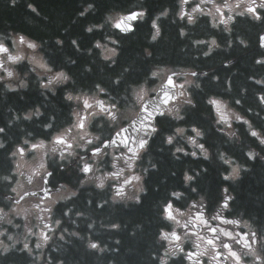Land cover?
<instances>
[{
	"label": "trees",
	"instance_id": "obj_1",
	"mask_svg": "<svg viewBox=\"0 0 264 264\" xmlns=\"http://www.w3.org/2000/svg\"><path fill=\"white\" fill-rule=\"evenodd\" d=\"M175 2L176 0H96L95 10H90L84 17H80L78 12L83 10L84 0H15L14 4L12 0H0V40L11 45L12 37H16L17 34L24 36L26 40L38 45L37 52L45 62L51 61L50 66L55 65L54 71L63 68L72 77L65 84L55 85L54 91L50 92L40 87L38 75L31 71L28 62L4 64L14 72L12 77L5 76V80L0 81V127L6 128V133L0 134V139L6 142L9 151L12 146L18 142L22 143L25 139L30 141L42 139L45 140V145L52 147L48 143L51 135L70 123L71 102L65 98V90L71 91L72 94L92 92L94 84L101 83L109 89L107 94H100L101 98L110 97L112 103L120 102L124 106L134 107L125 99L127 95L125 89L130 91L129 86L134 81L147 80L148 83H152L148 74L159 65L188 68L194 71H199L200 68L207 70L205 73H208V76L198 77L200 88H196L193 84L186 89V95L193 97L194 107L185 105L181 113L184 120L171 122V129L174 130L177 126L184 127L187 136L192 134V125L200 127L204 135L197 139L208 148L210 157L205 160L199 154L196 157L191 156L192 151L199 153V149L189 144L186 138L177 136L178 143L169 145L162 141L160 134H156L151 139L148 149L141 157L139 156L137 163L139 172L147 169V172L144 171L145 178L140 183L144 188V191L139 193L142 198L140 202L134 204L129 202L127 205L120 202L109 207H97L96 203L101 201L99 196L101 192L96 188L93 178L83 186H79L76 197L54 206V216H49L48 219L54 229L51 232L46 231L50 239L41 249H35L39 237L32 235L30 244L33 247V255L10 250L4 256H0V264H32L33 261L35 264H60V262L62 264H153L152 254L158 253L162 256L165 246V240L159 237L158 230L165 225L164 230L168 227L167 220L161 215V205L167 198H171L170 193L174 190L183 193L180 201L183 205L181 209L188 207L193 201H198L203 204L202 209L209 215L213 214L212 211H217L221 198L229 195L232 197L231 208L223 210L224 215H228L231 219L238 217L246 219L252 225L253 231L264 228V159L260 158L264 156V146L249 135L247 126L243 125L242 121L231 118L233 112L239 113L258 131H264V105H261L258 99L264 85L255 83L256 80L264 79V65L255 63L256 59L264 55L257 41V35L264 28V24L241 21L238 24L239 28L234 27L226 38L218 36L221 45L225 48H227L226 41L233 40L227 53L219 52L205 59L192 53L193 56L188 58L185 55L190 47L182 45L184 38L179 35L178 24H173L171 20ZM28 3H32L37 8L39 15L27 7ZM136 4L147 7L150 15H154L161 7H169V16L162 21L163 24H171L168 37H165L164 31V35L162 34L156 41H151L149 22L141 21L133 34L121 35L119 61L116 65L108 66L98 54L99 49H95L94 45L97 40L105 43L104 37L115 30L105 27L94 29L89 33L86 28L92 23H100L108 14L116 15ZM236 36L245 39L247 44L240 45L235 40ZM166 38V42L163 43L162 40ZM57 39L63 41L62 45L56 44ZM72 39L78 40L81 45L80 51L71 44ZM108 44L112 46L110 42ZM89 47H93L95 55L86 51ZM145 48L151 51L150 58L144 56ZM229 59H233V63L225 66L224 62ZM70 60L75 63H71ZM207 63H212V67L203 66ZM124 68L130 70L123 73V80L117 87L112 81L123 72ZM0 75H5L3 68H0ZM213 75L218 79L213 81L211 79ZM17 76L27 81L26 88L9 90L3 87L6 82L17 83ZM249 76L253 79L250 80ZM42 78L46 80L47 76ZM226 81L231 83L230 90ZM209 98L219 99L226 104V109H231L228 113L230 129L228 125L215 123L218 117L215 109L209 104ZM236 99L241 101L239 105L235 103ZM37 107L40 109L39 116L33 115L30 120L23 118L24 112ZM249 108L251 111H248ZM13 116H19L20 119L13 120L9 125L8 120ZM128 120L124 116L115 122L103 118L95 129L99 130L105 128L104 125L108 127L110 124V133L99 136L108 138ZM49 121L54 125L51 131L42 127L43 123ZM169 127V122L162 121V132ZM221 127L226 131H234L236 135L229 138L225 133L218 131ZM96 130L95 133L98 134ZM29 133L32 135L29 136ZM177 147H183L188 154L176 153L174 156L173 152ZM248 150H254L260 155L248 160L245 156ZM218 151L230 155L234 162L245 164L247 170L242 169V175L236 181L223 180L220 173L227 166L216 158ZM41 158L45 163L48 158L50 159L46 165L52 173L50 181L54 184L66 185L70 189L76 187L78 174L76 167L71 165L60 169L61 167L58 166L60 160L57 159L56 153L53 154L48 149L42 152ZM110 161L112 158L107 159V167L111 166ZM153 164L156 165L155 168L151 167ZM74 165L77 166V163ZM12 168L13 162L8 151L0 150V176L10 174L15 178L11 181L0 180V208H4L5 212L11 207L25 210V213L19 216L9 212L7 217L0 220V229H6L8 233L22 238L27 225L38 234L46 223L47 215L41 211L42 208L38 210L33 208V204L24 207L21 203L18 205L10 203L8 199V195H12L10 186L16 180ZM185 172L189 175L196 173L199 175L194 181L185 184ZM95 175L101 176V173ZM189 185L195 187L196 192H192ZM225 188L228 189L227 193L224 192ZM201 197H203L202 201ZM90 200L94 203L88 204ZM65 205L72 209L68 216L61 215ZM76 211L84 215L76 216ZM232 211L233 213L229 214ZM8 219L12 220V224L6 222ZM54 219H60V225H55ZM88 223H93L92 229L87 228ZM110 223H118L119 230L106 227ZM73 232H78L80 236L71 235ZM61 235L63 239L60 238ZM89 237L97 240L101 247L106 246L105 250L98 252L89 249L87 247ZM0 239L5 243H11L6 235ZM20 247L22 245L17 244V248Z\"/></svg>",
	"mask_w": 264,
	"mask_h": 264
},
{
	"label": "snow or ice",
	"instance_id": "obj_2",
	"mask_svg": "<svg viewBox=\"0 0 264 264\" xmlns=\"http://www.w3.org/2000/svg\"><path fill=\"white\" fill-rule=\"evenodd\" d=\"M12 3H15V0H12ZM190 0H177V9L173 13L174 16L179 17L181 20H186L187 25H194L198 22V19L201 16L207 17L209 19H206L205 23L210 22L212 28H219L220 25H223L222 31L231 33L232 32V25L238 17H244L247 16L251 20L255 22H260L264 24V0H223L222 3H216V0H199V2H196V0H191L190 11H186V7L189 6ZM204 5H210V7L205 11ZM27 7L33 12L39 15L37 8L32 4L28 3ZM96 7V0H84V3L82 4V11L78 12V16L84 17L86 13H88L90 10H95ZM223 9H227V13L223 11ZM238 9V11H237ZM170 13V9L168 7H161L160 10H158L154 15H150L147 7H145L142 4H136L132 8H129L125 11H122L116 15L108 14L104 17V19L100 23H92L88 26L87 32L92 33L94 29H102L105 27H110L115 29L116 31L112 34L106 35L104 37L105 43H101L99 40L95 42L94 48L99 49V55L103 57V60L108 64V66L116 65L119 61V52H120V43H121V35H131L133 34L141 21L147 20L150 22V38L152 41H156L161 35H162V28H163V19L167 18ZM179 35L181 37L186 35V28L185 26H181L179 28ZM115 36L116 38H113ZM12 46L15 47L17 44V41H19L21 44L27 43L28 48L30 49H36L38 45L33 41H26L25 37L22 35L17 34L16 37H12ZM235 40L239 42L240 45H246L247 41L240 36H236ZM110 41L111 47H109L108 42ZM259 45L261 48H264V32L260 33L258 36ZM71 44L76 48L77 51L81 50V45L78 42L77 39H72ZM63 41L60 39L56 40L57 45H62ZM194 46H203L201 47V52L203 56L208 57L210 54L214 53L216 49H219L221 47V44L217 42V38L215 36H210L209 39H197L192 41ZM233 43V40L229 39L226 41V46L230 47ZM206 48V50H205ZM86 51L90 54H96L94 52L93 47H89L86 49ZM0 54H7V60L9 61H20L23 59V57L19 55H12L9 52V46L6 45V43L3 40H0ZM152 53L149 51V49H144V56L145 57H151ZM29 64L32 65L31 71L37 72V70H41L38 73L37 80L39 81V85L43 89H47L48 91L52 92L54 91L55 85H62L65 84L66 81H69L72 79L64 70L63 68H60V70L54 71L53 68L55 65H51V61L45 62L43 57L37 58L36 56H29L28 57ZM71 63H75V61H71ZM230 63V61L228 62ZM256 64L264 65V55H261L259 59L255 60ZM0 68H3V71L5 75H0V81L5 80V76L11 77L13 76V72L9 71L7 67L4 65V61L0 59ZM91 70V69H89ZM129 68H124L123 72L120 75H117L115 80L112 81V84L115 86H119V84L123 80V73L129 72ZM27 75V72L25 73ZM152 78H160L163 76L164 78V85L165 86H172L175 88V92L170 94L167 87H165L164 91V99L162 103L164 105H167V107H161V104H154L151 110L146 106L147 101L145 100V97L148 94V89L146 87V84L148 83L147 80L143 82H136L134 81L132 85H130V91L129 89H125L127 95L125 99L127 101H130L133 106L138 107V115L139 113H146V119L151 118V123L145 125L150 130V133L153 135V137L156 134H160L162 137V141L166 144H174L178 143L176 140L177 136H180L182 138H186L187 142L191 145H193L195 148L199 149V153L196 151H192L190 154L193 157H196L198 154L200 156H203L205 160H208L209 157V150L205 147V144L198 142V137H202L204 135V132L201 130L200 127L196 125L191 126V133L190 135L185 136V128L184 127H175L174 130L171 129V122L174 121H183L184 116L181 114L184 106H193V97L191 95H186V85H195L196 88H200L201 84L198 80V77H206L208 76V73L202 72V71H193L189 70L186 72L181 73H175L172 72L171 69L168 68H161L159 65L155 66L148 74ZM182 75L184 76V81L179 85V87H176V83L174 80V77ZM43 76H47V79H43ZM211 79L213 81L217 80L218 78L213 75L211 76ZM249 79H253V77L249 76ZM17 83H11L6 82L4 83L3 87L9 90L17 89V88H26L28 86V83L25 79L20 78L17 76ZM228 84V89H231V83L225 82ZM256 84L264 85V79L256 80ZM109 89L105 86H102L101 83H95L94 84V92L91 96L87 95L86 93H80L78 92L76 95H73L71 91L65 90L64 95L65 98L68 101H74L78 104V111L73 112V116L75 117L73 123H71L66 129H61L60 131L55 132L51 140L48 141L52 145L50 151L51 153L55 154L57 151L59 152V167L65 168L64 161L69 160L70 157L73 154V144L71 140L68 138L69 134L72 132V129L75 128L80 131V140L83 141V143L76 144L75 147H85L90 146L91 152L93 154V157H99L102 154V151L106 150V146L110 143H115L114 138H102V137H93L90 133L86 131L88 122L90 119L94 116H98L101 113L104 114L105 118L108 120H111L115 122L118 119V112L120 109L118 108V105L116 103H112L109 101L108 104H105L102 100L96 99V96L100 93L107 94ZM259 103L261 105H264V89L261 90V94L258 97ZM169 101H174V103H169ZM235 103L239 105L241 101L239 99L235 100ZM209 104L212 105V107L215 109V113L218 117V119L215 121L217 124H225L228 125V128H231V125L229 124L230 116L229 112H231V109H226V104L216 98H209ZM95 106V107H94ZM96 109H99L97 111ZM248 111H251V108L248 109ZM81 112L85 113L84 115H81ZM33 115L39 116L40 115V109L34 108L30 109L27 112L23 113V118L25 120H30ZM259 115V114H257ZM236 121H242L243 125L247 126L248 133L251 137H254L261 146H264V131H258L250 122L248 119H246L243 115L239 113H232V117ZM20 119L19 116H13L11 119L8 120V124L11 125L13 120ZM54 119V117L52 118ZM162 121L169 122V129L165 131H161V124ZM143 123V121H142ZM42 127L45 129H49L50 131L53 129L54 125L51 121L45 122L42 124ZM119 131H123V129H120ZM218 131L225 133L226 136L229 138L236 135L234 131H226L225 128L221 127L218 129ZM6 133L5 127H0V134ZM119 132H117V135ZM29 136L32 134L29 133ZM97 141V143H93V141ZM148 141L145 139H140L138 143V148L143 149L147 145ZM45 147V140H37L36 142H31L30 140H23L22 143H17L14 146H12L11 150L9 151L8 146L6 145V142L2 139H0V150L8 151V155L12 158V161L15 163V168H12V172H18L21 167H23V164L21 161L23 160L24 156L27 153L28 149L40 151L43 150ZM129 152L132 153L131 156L126 157V167L128 169L133 168L132 161H135L139 158V152L137 149L129 148ZM176 153H185L187 155L188 153L185 152V149L183 147H177L175 151L173 152V155L175 156ZM260 154L255 152L254 150H248L245 152V156L248 160H253ZM179 158V157H177ZM219 161L223 163V165H226V168H223L221 171V176L223 177L224 181H236L241 175H242V169L247 170L245 167V164L234 162L233 158L230 155H226L225 152H217V157ZM261 159H264V156H260ZM82 159V158H81ZM113 167H115V159L112 161ZM151 167L155 168L156 165L153 164ZM78 168V174H77V183L76 187H74L71 190H68L66 194L61 195L58 197L59 200L62 201H69L70 198L76 197L77 191L79 189V186H83L87 181L93 180L95 182V186L98 189H103L105 186V179L109 176H117L123 173L124 169H120L118 172H105L103 176H96L93 170V165L87 162L82 163L81 165H77ZM38 169H42L43 172L41 173L38 171ZM33 172H35L37 175L40 176V178L45 182H50V177L52 176L51 172L47 171V168L45 167V161L43 158H41L40 163L36 166V168L32 169ZM145 172H147V169H145ZM89 173H93V175H88ZM225 173H227L225 175ZM199 175V173H196L195 175H189L188 172L184 173V183L189 184V182H192L195 180L196 176ZM82 177V178H81ZM15 179L12 175L7 174L0 176V180L2 181H11ZM29 180H31V176L28 177ZM135 179L137 181L141 180V177L139 175H130L127 179H125L124 183L127 184L130 180ZM17 186H19V181H16V186H10V191L17 192ZM66 185H61L57 191H61L65 189ZM189 187H191L189 185ZM123 185H121V190H117L113 194V201H115L117 198L125 199L124 192H123ZM195 187H191L192 192H196ZM144 188L143 186L137 187V194L131 197V199H134L137 202L141 201V196L139 195L140 192H143ZM228 189L225 188L224 192L227 193ZM47 191L45 190V195H47ZM28 193L25 192L24 196H27ZM171 198H167L161 205L162 213L161 215L166 217L169 221H174L177 225H179V220H177V216L174 214L173 209L176 205H179V207H175V212L177 214L183 215V213H180V207H183L182 204H180V201L183 197V193L180 191H172L170 193ZM174 198V199H172ZM10 200V203L13 205H18V200ZM232 197L229 195H224L221 200L219 201L218 208L216 213L212 216L213 220H223L226 224L233 225V226H239L243 224L244 227L248 228L249 230L247 232H237L234 234L232 232H228L224 230L223 228L220 229V232L229 238H234L235 243L241 245V248L243 249L241 252H237L233 250V247L231 244L227 242L221 241L220 245L216 243V241L219 239L218 236H212V237H201L199 235L196 236L197 241H203V247L201 243L194 242L193 246L197 249L196 252L191 251L190 249L186 251L185 247H182L180 241L182 239L181 235H178L177 231L175 229L171 230L170 232L165 231L164 227H161L159 231V237L165 241L168 242V247L164 248V255L160 256L158 253H153V264H176L175 260H172L173 257H179L180 258V264H183L185 260L192 261L193 264H202V262L198 259L199 256H203L209 251V246L211 248V261H209V264H212V261H215V264H221V261L219 258L221 256H224L225 259H230L232 264H264V255L258 254L256 251V248L253 247L254 245H260L261 247H264V228H261L259 231H253L251 229V226L248 221H244L241 218H235L228 220L224 215L221 213L225 209L231 208L230 201ZM203 200V197H201V201ZM89 204H93V201H89ZM101 203H107V201H100L96 203V206L99 207ZM40 205H33V208H39ZM189 209H199L203 207V204L198 201H193L191 204L188 205ZM44 213H46L49 216H54V211L51 206L44 207L41 209ZM72 209H70L67 205H65L61 210L62 216H68L71 213ZM9 212H14L16 215H22L25 213V210L19 209L17 207H11L8 209V212H5L4 208H0V220H3L5 217L8 216ZM231 214V212L229 213ZM76 216H82L84 215L80 211L75 212ZM39 219V217H38ZM196 219H198L202 224H207L208 221L204 219V213L197 210L196 212ZM8 224H12V220L8 219L6 221ZM61 220L60 219H54L55 225H60ZM75 223V221H73ZM188 225L185 224L184 227H187ZM14 227H18V225H14ZM106 227L114 230H119V224L118 223H110L106 225ZM44 228L48 229L49 225L44 224ZM88 229L93 228V223L87 224ZM26 232L23 234L22 239L20 237H16L14 235H10L7 231L6 232H0V237L7 236L8 241H12V243L5 244L3 240H0V256H4L6 253H8L10 250H15L21 253H27L28 255H33V247L30 244V237L32 235H38V240L35 243V249L39 250L42 248V246L47 243L50 239V236L47 235L45 232L40 233H34L32 227H29L25 225ZM191 231V229H189ZM64 231H67V229H64ZM217 229L215 227H208L207 232L210 233H216ZM71 235L74 236H80L78 232H73ZM187 236V234H185ZM63 239V235L60 237ZM83 239V237H80ZM242 242V243H241ZM119 243V241H117ZM17 244H21L22 247L17 248ZM222 247L225 252L217 251V247ZM87 247L91 250H96L98 252H103L105 250V247H101L100 243L97 240H94L93 238L89 237L87 241ZM38 255V253H37ZM252 257V260H245V257ZM32 264H35V261L32 262ZM62 264V262H60Z\"/></svg>",
	"mask_w": 264,
	"mask_h": 264
},
{
	"label": "flooded vegetation",
	"instance_id": "obj_3",
	"mask_svg": "<svg viewBox=\"0 0 264 264\" xmlns=\"http://www.w3.org/2000/svg\"><path fill=\"white\" fill-rule=\"evenodd\" d=\"M196 2H198L196 0ZM190 5H191V0H190V3H189V8H190ZM178 7V6H177ZM176 7V9H177ZM210 7V5H206L205 6V9L207 10L208 8ZM169 8V7H168ZM176 9L174 11H176ZM206 19H209L207 17H204V16H201L199 19H198V22L194 25H187V22H182L181 21V26H185L186 28V39L184 41H182V45L183 46H189V47H193L195 48L193 53H195V55H203L202 52H201V47L203 46H194L192 41L193 40H197V39H204V40H207L209 39L210 36H215L216 38L218 37V31H217V28H212L211 27V23L208 22V23H205ZM237 19H243V17H238ZM149 25H150V22H149ZM232 27H236V28H239V25L236 24V22H234L232 25ZM164 29V30H163ZM171 29V24H168V23H164L163 24V28H162V34L164 35V31H165V37H168V32L169 30ZM259 35V34H258ZM258 35H257V38H258ZM167 38L165 40H162L163 43L166 42ZM206 50V48H205ZM150 51V50H149ZM219 53L218 52V49L215 50L214 53L210 54L209 56H214L215 54ZM202 59H205V58H202ZM84 148H81L80 149V153L79 155H75V158H79L77 159V162L78 164L77 165H81L82 164V159H81V156H83V152H84ZM90 149V148H89ZM89 149L87 151H89ZM112 151H108V152H105L102 151V154H101V160H102V164L103 166H105L104 162L105 160H107L108 158H116V156L118 157L119 155L116 153H113V149L115 148H110ZM79 151V149H77V152ZM120 152H125V151H120ZM125 153H128V152H125ZM128 154H132L131 152L128 153ZM91 164V163H90ZM71 165H67V167H70ZM77 168V166H76ZM62 169V168H60ZM129 172L134 174V175H138L137 174V171H136V168L135 166L133 165V168L132 169H129ZM123 173L125 174V170L123 171ZM111 182L112 184L109 185V186H104L103 189H100L102 191L101 194H99V196L101 197V201H107V203H101L99 207L101 206H107V205H113L115 203H118L119 200H121L120 198H117L115 201H113L112 197H113V194L117 191V190H121V188L118 187V185L115 183V181L112 179V178H106L105 179V182ZM28 185L24 184V188H31L33 187V182L29 181L27 182ZM26 185V186H25ZM53 186L50 182H49V186ZM50 186V187H51ZM137 186H138V181H137V184L135 186H129V184H125L124 187H123V192H124V196L125 198H127V192H130V193H136V190H137ZM53 187H56V186H53ZM52 187V188H53ZM13 195V193H12ZM14 198H16V196L13 195ZM131 197H133L132 195H130L129 199H131ZM8 198H9V195H8ZM11 200H14L13 198H11ZM49 200V199H45V200H40V199H34L31 201V204L33 205H40L39 208H44V207H49L52 203L56 202H50L48 205H45V202ZM21 203L22 206H26L27 204H25L24 202H19ZM89 204V203H88ZM134 204V202H133ZM125 205H127V201H125ZM36 210H38V208H35ZM196 210L192 209V210H186V209H181L180 210V213H184L182 215L183 217V221L180 223L179 227L176 228L179 230V232L181 233V237H182V233L184 234H190L191 236L194 237V240L193 241H189L186 239V236H184V239H182L180 241V243L183 241V240H187L186 244H185V249L186 251L187 250H191L193 252H196L197 249L193 246L194 242H199L201 243L202 247H203V241H197L196 240V236L199 235L201 237H204V236H207V237H212V236H218L219 239L216 241V243L218 245H220L221 241L223 242H227L229 244L232 245L233 247V250L237 251V252H241L243 249L241 248V245L239 244H236L235 243V240L234 238H229V237H226L224 236L221 232H220V229L223 228L224 230L228 231V232H232L234 234V237H235V233L237 232H247L248 229L246 227L243 226V224L237 226V229L236 230H233V225H228L226 224L223 220H213L212 219V216L216 213V211H212L213 215H211V218L210 219H207L206 216H205V213L204 211H201L204 213V219L206 221H208L207 224H202L198 219H196ZM233 213V211L231 212ZM175 214V213H174ZM222 215L223 212L221 213ZM47 215V214H46ZM226 217V219L228 220H231V218L228 216V215H224ZM47 217H49V215H47ZM239 218V217H238ZM168 220V219H167ZM244 221H246V219H242ZM187 224L188 226L187 227H184V225ZM208 227H215L217 229L216 233H210V232H207V228ZM53 227L49 226L48 229L46 230H52ZM172 229L171 225L169 227L166 228V231L170 232ZM191 229V231L189 230ZM242 243V242H241ZM182 245V244H181ZM167 246H168V243H167ZM183 247V246H182ZM253 247L257 248L256 251L258 254H262L264 255V247H257V245H254ZM217 251H221V252H225L226 250H224L222 247H217L216 249ZM209 251H210V246H209ZM208 251V252H209ZM208 253H206L205 255L203 256H199L198 259L201 261L203 260L206 256H207ZM163 256V254H162ZM172 260H175L176 261V264H180V258L179 257H173ZM219 260L221 261V264H232L231 260L230 259H225L224 256H221L219 258ZM245 260H252V257L248 256V257H245ZM208 261V259H207ZM183 264H192L191 261H187L185 260L183 262ZM212 264H215V261H212Z\"/></svg>",
	"mask_w": 264,
	"mask_h": 264
},
{
	"label": "rangeland",
	"instance_id": "obj_4",
	"mask_svg": "<svg viewBox=\"0 0 264 264\" xmlns=\"http://www.w3.org/2000/svg\"><path fill=\"white\" fill-rule=\"evenodd\" d=\"M220 1H223V0H220ZM198 2H199V0H198ZM229 2H231V0H229ZM216 3H218L219 4V2H216ZM205 6L206 5H204V8H205ZM206 10V9H205ZM223 11L225 12V13H227V9H223ZM237 11H238V9H237ZM26 41H28V40H26ZM110 42V41H109ZM11 45H8L9 46V52H10V54H12V55H19V56H21V57H23V59L22 60H20V61H26V62H28L29 63V61H28V57L29 56H36L37 58H40V57H42L38 52H37V50L36 49H30V48H28V46H27V43H23V44H21L19 41H17V44H16V46L15 47H13L12 46V40H11ZM110 47V46H109ZM194 49L195 48H188L187 49V54L185 55V56H187L188 58H191L192 56H193V51H194ZM0 58L5 62L6 60H7V54H0ZM194 59H195V56H194ZM9 61V60H8ZM20 61H9V62H11L12 64H16V63H18V62H20ZM209 65H210V63H207V64H204L203 66H205V67H209ZM31 66V68H32V65H30ZM41 70H37V72H34L35 74H37L38 75V73L40 72ZM160 81L163 79V76H161L160 78ZM183 79H181V80H179V82L180 83H183ZM155 85H156V83L154 82L153 83V85H147L146 87H147V89H148V94H147V96L153 91V89L155 88ZM93 92L94 91H92V92H87L86 94L87 95H89V96H91L92 94H93ZM101 94V93H100ZM100 94H98L97 96H96V99H101V96H100ZM146 96V97H147ZM145 97V98H146ZM106 104V103H105ZM116 104L118 105V108H121V107H124V104L122 103V104H120V102H116ZM95 107V106H94ZM79 110V108H78V104L76 103V102H74V101H71V111H70V123L68 124V125H66L63 129H66L71 123H73V121H74V119H75V117L73 116V112H75V111H78ZM97 111H99V109H96ZM85 113H83V112H81V115H84ZM102 114L103 113H101L100 115H98V116H94V117H92L91 119H90V121L88 122V125H87V128H86V131L88 132V133H90L91 134V136H93V137H96L95 136V133H94V131L96 130L95 128L99 125V122H100V120L98 121H96V123H95V126H94V128L93 127H90L91 126V124H92V122H93V120H96V119H98L99 117H102ZM133 114H135V109L134 108H131V109H129V110H127L126 111V113H125V117L128 119V118H130ZM134 116V115H133ZM121 116L118 114V119L120 118ZM111 125L109 124L108 125V127L107 126H105L104 125V127L105 128H100L99 130H96V131H98V134H99V136H106V135H108L109 133H110V131H111V129H109V127H110ZM95 129V130H94ZM113 133V132H112ZM111 133V134H112ZM80 131L79 130H77V129H75V128H73L72 129V132L69 134V139L71 140V142H72V144H73V154H72V156L70 157L71 159H73V158H75V155H79V153H80V149H81V147H75V145L76 144H80V143H83V141H81L80 140ZM53 135V134H52ZM52 135H51V137H52ZM37 141V140H36ZM36 141H31V142H36ZM48 144L47 145H45V147H44V149L43 150H40V151H35V150H31V149H28L27 150V153H26V155L24 156V158H23V160L21 161V163L23 164V167H21L20 168V170L18 171V172H14V174L16 175V181H19V186H21V187H23V185L24 184H26V185H28L27 184V182H29V181H31V182H33V186L34 187H36V188H41V186H42V179L40 178V176L39 175H37L35 172H33L32 171V169L33 168H36V166L40 163V154L42 153V151H44V150H46V149H48ZM77 149H79V151L77 152ZM89 149V147L86 145V148H84V158L82 159V163H84V162H87V163H91L92 165H93V170H94V173L95 174H97V173H101V176H103L104 175V173L105 172H118L120 169H122V167H120V166H117V167H115L114 169H107L106 171H102L101 170V168L102 167H100V164H99V159L101 158V155L97 158V157H93V154H92V152H91V148L89 149V151H87ZM87 151V152H86ZM40 153V154H39ZM131 156V155H130ZM13 162V161H12ZM133 162L134 161H132V164H133ZM15 163L13 162V168H15ZM38 171H40L41 173L43 172V170L42 169H38ZM89 174H93V173H89ZM130 175H133L132 173H130V172H128V171H125V174L124 173H121L120 175H117V176H109L108 178H112L114 181H115V183L118 185V187L119 188H121V185H123V187H124V185H125V183H124V181H125V179H127L128 178V176H130ZM29 176H31V180H29L28 179V177ZM15 181V182H16ZM127 184H129V186H135L136 184H137V180H135V179H132V180H130ZM25 185V186H26ZM33 187H31L30 189H28V188H23L22 189V191H21V193H23L24 191H26V189L27 190H33L32 189ZM42 189V188H41ZM20 191H17L16 192V194L17 193H19ZM68 191V189H67V187L65 188V189H63V190H61V191H59V193H55V194H53L52 196H51V200H47L46 202H45V205H48L49 204V202L50 201H52V202H54V201H59V199H58V197L59 196H61V195H64V194H66V192ZM129 193L130 192H127V198H125V199H129ZM134 194H136V193H134ZM18 195V194H17ZM17 195H16V197H17ZM19 196V195H18ZM124 199V200H125ZM27 203L29 202V200H27L26 201ZM108 207L109 206H111V205H107ZM173 212H175V208L173 209ZM184 214V213H183ZM176 216H177V220H179V225H180V223L183 221V217H182V215H180V214H176ZM211 217H207V219H210ZM170 225H171V227H172V229L171 230H173V229H175V230H177L176 228H178L179 227V225H177L174 221H170ZM43 232H45V230L43 229L42 230ZM41 231V232H42ZM184 236H185V234L184 233H182V239H184ZM181 239V240H182ZM186 239L187 240H191V241H193L194 240V237L193 236H191L190 234H188L187 236H186ZM1 240V239H0ZM187 240H183L182 242H181V244H182V246L184 247L185 246V244H186V242H187ZM163 255H164V252H163ZM206 258L208 259V261H201L202 262V264H209V261H211V248H210V251L208 252V254H207V256H206ZM192 262V261H191ZM192 264H193V262H192Z\"/></svg>",
	"mask_w": 264,
	"mask_h": 264
},
{
	"label": "water",
	"instance_id": "obj_5",
	"mask_svg": "<svg viewBox=\"0 0 264 264\" xmlns=\"http://www.w3.org/2000/svg\"><path fill=\"white\" fill-rule=\"evenodd\" d=\"M258 44H259V42H258ZM259 47H260V45H259ZM261 49L264 51V48H261ZM165 87H167L170 94L174 93L176 90L172 86H165L164 82L161 83L158 86L156 92L153 95H151L150 97H148L147 99H145L147 101L146 106L149 108V110H151V108L153 107L154 104H161V107H167V105H164L162 103V101L164 99ZM171 102H173V101H169V103H171ZM145 117H146V113H139V115H138V112H137L136 115L121 128V129H123V131L118 130L113 134L112 138H114L116 142L114 144L110 143L106 147L121 146V147L126 148V149H129V148L139 149L138 143H139L140 139H145L149 142L151 133H150V130L147 127H145V125L151 123V118L146 119ZM142 121H143V123H142ZM117 132H119L118 135H117ZM147 145H148V143H147ZM57 189H59V188H56L55 190L50 188L47 185V183L44 182V186L42 189L27 192L28 193L27 196H24V194H22L19 197V200L23 199L24 197H29V196L46 198L50 195V192L57 191ZM45 190L48 193L47 195H45Z\"/></svg>",
	"mask_w": 264,
	"mask_h": 264
},
{
	"label": "clouds",
	"instance_id": "obj_6",
	"mask_svg": "<svg viewBox=\"0 0 264 264\" xmlns=\"http://www.w3.org/2000/svg\"><path fill=\"white\" fill-rule=\"evenodd\" d=\"M87 30V28H86ZM9 71L13 72V70L9 69ZM14 75V72H13ZM12 77V76H11ZM67 82V81H66ZM0 232H6V229H0ZM10 235H13L12 233H9ZM22 239V238H21ZM12 243V241H10ZM5 243V242H4ZM5 244H9V243H5Z\"/></svg>",
	"mask_w": 264,
	"mask_h": 264
}]
</instances>
